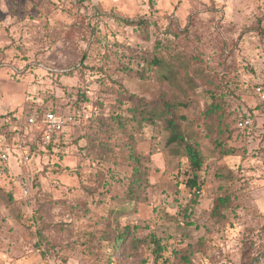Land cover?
<instances>
[{
	"label": "rangeland",
	"instance_id": "1",
	"mask_svg": "<svg viewBox=\"0 0 264 264\" xmlns=\"http://www.w3.org/2000/svg\"><path fill=\"white\" fill-rule=\"evenodd\" d=\"M69 3L0 0V147L11 171L0 175V264H105L113 253L106 230L117 222L164 246L156 261L148 243L122 264H177L181 254L188 264H264V104L252 90L264 79V0ZM160 41L194 62L170 82L145 66L167 56ZM159 89L188 104L200 189L187 187L194 171L184 150L166 144L162 123L138 124L131 103H120L124 95L152 100ZM211 93L225 101L226 128L208 138ZM78 108L82 119L60 146L35 143L31 154V145H15L24 109ZM245 113L253 125L241 130ZM129 146L149 183L138 203L129 198ZM117 211L126 212L115 219Z\"/></svg>",
	"mask_w": 264,
	"mask_h": 264
},
{
	"label": "trees",
	"instance_id": "2",
	"mask_svg": "<svg viewBox=\"0 0 264 264\" xmlns=\"http://www.w3.org/2000/svg\"><path fill=\"white\" fill-rule=\"evenodd\" d=\"M67 2L73 3L72 1ZM69 3V4H70ZM74 4V3H73ZM75 7H82L87 8L89 5L86 1H82L79 3L74 4ZM130 25H142V21H127ZM176 46L171 43H166L165 45L157 42L156 50L159 48L160 51L165 49L168 53L166 57L154 55L152 58L147 59L145 62V66L150 70L154 71L158 69V72L161 73V79H164L168 82L175 77L177 72H188L189 69L192 68L193 59L192 57L184 52V51H173ZM171 51H168L170 50ZM173 52V53H172ZM177 71V72H176ZM144 77V73H142ZM188 81H191V78L187 75ZM259 85L264 86V79H259L257 84H254L252 87L253 93L256 96L255 88ZM212 102L208 105L204 111V118H205V131L206 137L211 138L212 133L214 130H218L220 133L225 131L226 128L224 116L225 112V101L222 98L216 97L214 93H211ZM131 103L129 107V112L132 115V119L135 120L138 124H150L153 125L156 122H160L163 125L164 130L167 132L168 136L166 139V144L168 146H175L177 150H184L188 157L189 165L194 171V177L189 179L187 182V187L190 189H200L201 185L198 182V172L201 170L203 165V157L201 152L199 151V141L197 133L191 127V121L187 117L185 110L188 109V104L180 101L177 97V94L174 92H170L167 90L159 89L156 96L152 100H148L145 98H141L135 95H124V98L120 101L121 105H125L127 103ZM52 112L61 113L64 115V112L59 111L58 109H48ZM47 111V110H46ZM36 112H44L43 109H37L34 111L24 109L23 116L19 118V124L16 127V133H19L20 138L17 139L15 143H22L24 147L28 145L30 147V153L32 154L35 151V143L42 145H47L48 148L51 147H58L62 144L64 135L66 132L74 125L66 129L63 133H61L56 139H53L49 144H45L42 140L43 132L34 125H28V120L31 115ZM66 114V113H65ZM246 114V113H245ZM243 115L242 118L250 116L252 120L254 119L253 115L247 113ZM241 119V117H240ZM239 120V119H238ZM111 121H114V124L117 129L123 130L124 125L121 123V119L119 115L111 118ZM103 127L105 126L102 123ZM25 128V131L21 129ZM20 127V128H19ZM29 128V130L27 129ZM109 129V128H108ZM14 131V132H15ZM108 132L110 138H113L112 133L113 131H105ZM31 134L33 137L30 138ZM120 142V140H119ZM218 144V143H217ZM17 146V145H16ZM1 150H6V148L0 147ZM129 160L134 161L132 163L133 171H132V178H130V185H129V198L132 203L142 202L141 195L143 191L148 187L149 183L146 178V174L142 171V167L139 161V157L134 153L133 149L129 146ZM9 154V153H8ZM231 154V153H230ZM10 168L8 163L3 166V173L10 174ZM2 173V174H3ZM1 194V193H0ZM5 198H8L6 204L7 208L10 207L12 204V197L9 194L5 195ZM226 199H220L221 205H226ZM193 203H195L193 201ZM126 211H117L115 219L120 216L121 214L125 213ZM132 229L130 227H124L122 230L119 229L118 222L115 226H109L106 231V240L110 241L113 253L109 256L108 261L105 264H122V261L129 258V259H138L141 255L142 248L150 243L153 245V254L155 256V261L162 257V252L164 250V246L162 245V240L157 238L155 235H151L148 238L140 239L133 235ZM178 253L176 252L175 255ZM180 262L177 264H188L190 263L189 255L181 254L180 255ZM146 260L143 259L141 264H145Z\"/></svg>",
	"mask_w": 264,
	"mask_h": 264
},
{
	"label": "built area",
	"instance_id": "3",
	"mask_svg": "<svg viewBox=\"0 0 264 264\" xmlns=\"http://www.w3.org/2000/svg\"><path fill=\"white\" fill-rule=\"evenodd\" d=\"M74 4L84 0H71ZM86 1V0H85ZM259 102L264 104V86L259 85L255 88ZM82 109L78 108L68 114H61L52 111L36 112L30 116L28 125L37 126L42 132V140L45 144H49L53 139H56L61 133L68 129L72 124L82 119ZM253 125V120L250 116L242 118L237 127L241 130H246ZM18 147L23 148L22 143ZM9 161V154L5 150L0 149V175L3 172V166ZM257 259L264 261V250L257 256Z\"/></svg>",
	"mask_w": 264,
	"mask_h": 264
}]
</instances>
